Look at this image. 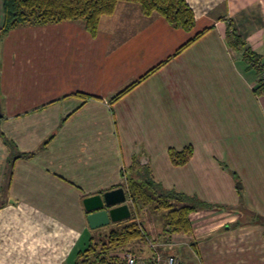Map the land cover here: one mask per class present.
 I'll return each instance as SVG.
<instances>
[{"label":"crops","instance_id":"0c3cea01","mask_svg":"<svg viewBox=\"0 0 264 264\" xmlns=\"http://www.w3.org/2000/svg\"><path fill=\"white\" fill-rule=\"evenodd\" d=\"M187 2L196 18L189 31L128 2L101 19L96 37L78 22L44 25L80 35L76 43L86 40L91 54L133 47L123 75L107 82L95 68L81 79L90 95L109 96L163 62L113 104L114 120L105 98L83 104L65 87L56 97L41 89L11 113L2 67L13 31L3 28L0 0V264H76L97 229L84 197L148 178L204 201L190 214L191 233L172 235L165 253L180 255L179 243L197 256L194 264H264V94L226 38L232 23L264 63V0ZM187 146L189 161L173 164L169 150Z\"/></svg>","mask_w":264,"mask_h":264},{"label":"trees","instance_id":"16d2710c","mask_svg":"<svg viewBox=\"0 0 264 264\" xmlns=\"http://www.w3.org/2000/svg\"><path fill=\"white\" fill-rule=\"evenodd\" d=\"M120 2L138 4L146 16L160 15L175 28L191 30L196 22L195 12L187 0H4L3 28L9 31L23 25H47L71 21L83 24L92 36H96L101 19L112 15ZM208 30L209 28H205L198 32L180 47L179 52L201 38ZM226 38L235 51L243 54L247 68L256 71L258 78L254 91L263 95L264 63L261 62L260 55L247 45L232 23H229L226 30ZM161 65L158 64L117 91L110 98L111 102L114 103L125 96ZM74 95L82 98L83 104L90 98L96 97L84 92H77ZM192 154V146H187L182 150H169L170 159L174 164L187 163ZM131 183L129 192L136 202V208L160 212L165 219L163 230L167 236L191 233L190 214L196 208L203 206L204 201L174 189H166L150 178L142 182L132 180ZM143 227L137 220V216L132 214L123 226L112 229L104 237L99 239L94 236L90 237L86 248L78 251L76 264H124L120 249L135 241H145L148 233Z\"/></svg>","mask_w":264,"mask_h":264},{"label":"rangeland","instance_id":"374dc122","mask_svg":"<svg viewBox=\"0 0 264 264\" xmlns=\"http://www.w3.org/2000/svg\"><path fill=\"white\" fill-rule=\"evenodd\" d=\"M128 3L135 4L130 2ZM143 16L146 15L143 14ZM60 27L61 26L45 27L44 25L30 24L6 31V34L10 31H13V34L9 39L6 38V59L4 67H2V74L4 77V90L6 93L3 94V99L5 100V103L9 107V109H11V113L17 114L21 112L19 108L32 104V97L34 95L36 97L39 96L36 94L41 89L49 91L52 89L53 95H50L52 97H56V91L62 90V87H65V89H67L69 93L82 92L80 88L81 79L84 77L85 79H88L95 68L97 69V71L100 70V76L104 77V79L109 82L113 75H123L124 72L128 71L132 67L130 66L129 60L132 59V56L135 53L131 45L125 46L119 53L113 54V56H107V53L103 51V46H101L100 50H97L91 54L89 51L91 50L90 45L86 40H84L83 42L80 41L79 44H77L76 41H79L81 39V36H74V32H67L66 35H64L62 32L57 31L60 29ZM180 47L177 49L175 54L181 53L186 48L185 47L179 52ZM121 58L124 59V63L120 62ZM160 64H163V62ZM108 78H110V80H107ZM126 85L121 86L119 90L124 88ZM117 91H115V93ZM115 93L113 92L112 94H109V96L92 95L96 96L98 99L104 100L105 98V100L109 103L111 115L114 120L115 113L114 111H112V106L118 100L112 103L110 98L113 97ZM36 97H34L33 99H35ZM72 113L73 111L70 112V115ZM8 126L9 128L11 127V125L7 122L6 127ZM128 172L130 173V171ZM151 179L154 180L153 178ZM134 181L138 180L134 179ZM130 183L131 181L127 179V190L125 191L127 194V202L131 207L132 214L137 216V220L141 223V225L144 226L143 228L146 229L148 237L151 240L162 241L163 239H166L167 234H165L163 230L165 222L163 215H161V213L158 211L150 212L146 208H136V202L132 199V196L129 192ZM2 196L4 197L5 194ZM125 221L126 220L116 223L111 222L108 225L101 226L93 230L92 236L97 239L102 238L112 229L123 226ZM174 235L176 236V234ZM177 238L178 237H176V239ZM179 239H181V237ZM180 248L183 249L179 253L181 260L180 264H188L190 262L191 264H194L196 261H193V252L188 251L187 248H185L183 245L180 246L179 243L175 251ZM129 249L140 252L144 255H149L151 252L147 238L145 241H135L129 245L123 246L120 249L122 250L121 252L123 254V261L125 253Z\"/></svg>","mask_w":264,"mask_h":264},{"label":"water","instance_id":"95a60500","mask_svg":"<svg viewBox=\"0 0 264 264\" xmlns=\"http://www.w3.org/2000/svg\"><path fill=\"white\" fill-rule=\"evenodd\" d=\"M2 116L3 113L0 110V117ZM83 205L87 212L89 226L93 229L111 222L127 220L132 215L123 186L86 196L83 199Z\"/></svg>","mask_w":264,"mask_h":264},{"label":"built area","instance_id":"2783aa9c","mask_svg":"<svg viewBox=\"0 0 264 264\" xmlns=\"http://www.w3.org/2000/svg\"><path fill=\"white\" fill-rule=\"evenodd\" d=\"M149 248L151 250L149 255L141 254L140 252L129 249L124 256V264H180V256L173 253H165L166 246H174L171 237L167 236L162 241H154L147 237ZM194 255V253H193ZM197 256H193L196 260Z\"/></svg>","mask_w":264,"mask_h":264}]
</instances>
